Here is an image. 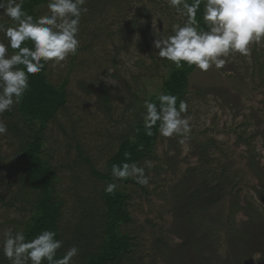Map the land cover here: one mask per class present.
I'll use <instances>...</instances> for the list:
<instances>
[{
  "label": "rangeland",
  "instance_id": "1",
  "mask_svg": "<svg viewBox=\"0 0 264 264\" xmlns=\"http://www.w3.org/2000/svg\"><path fill=\"white\" fill-rule=\"evenodd\" d=\"M84 7L77 54L46 65L53 85L67 78V99L44 130L42 148L56 173L62 248L79 249L72 264L98 244L102 225L103 182L91 176L79 152L104 172L119 142L143 119L144 101L162 92L172 63L157 56L153 41L184 23L167 9L168 0H86ZM47 14L46 4L38 17ZM0 24L14 26L4 15ZM0 42L7 44L3 32ZM250 47L249 56L230 55L221 69L202 72L194 66L185 95L188 111L181 114L190 119V134L157 135L150 154L136 163L145 169L147 186L133 178L117 184L128 195L130 215L119 231L134 237L120 264H264V41ZM8 112L15 114L14 107L0 115L5 124L13 121ZM20 140L9 129L0 135L2 260H8L5 233L23 232L30 215ZM205 186L214 187L215 201L201 211L194 193ZM77 226L93 227L87 244L77 242Z\"/></svg>",
  "mask_w": 264,
  "mask_h": 264
},
{
  "label": "clouds",
  "instance_id": "2",
  "mask_svg": "<svg viewBox=\"0 0 264 264\" xmlns=\"http://www.w3.org/2000/svg\"><path fill=\"white\" fill-rule=\"evenodd\" d=\"M86 0H49L50 14L34 19L23 10V0H0V15L7 16L14 27L0 24L7 44L0 42V115L18 105L29 87V76L40 73L45 65L55 67L75 56L80 47L78 39L80 19L88 11ZM201 0L189 4L187 0H168L170 8L185 16L181 26L173 25L171 35L159 36L153 41L157 56L171 62L177 69L195 66L207 72L213 66L221 69L230 55L249 56L251 45L264 41V0H204L203 21L207 30H200L196 12ZM31 42L32 47L23 46ZM9 48L15 50L9 55ZM23 66V67H20ZM158 104L144 101L142 113L145 134L152 136V129L159 122V134L165 138L186 137L191 132L190 119L182 117L188 103L161 92ZM8 131L0 120V135ZM134 139V138H133ZM183 143V139L180 141ZM130 156L125 153V158ZM111 175L115 181L133 178L135 183L147 186L149 178L145 169L136 163L113 164ZM117 184L107 183L105 191L114 194ZM56 233L44 230L31 240L22 231H8L3 239V255L11 264H72L79 253L75 246L60 259H55L63 241Z\"/></svg>",
  "mask_w": 264,
  "mask_h": 264
},
{
  "label": "trees",
  "instance_id": "3",
  "mask_svg": "<svg viewBox=\"0 0 264 264\" xmlns=\"http://www.w3.org/2000/svg\"><path fill=\"white\" fill-rule=\"evenodd\" d=\"M48 2L49 0H23V10L35 19L38 17L40 7L48 4ZM187 2L193 4L195 0H187ZM167 9L174 10V13L177 14L175 9L169 7V4ZM203 11L204 0H201L199 9L196 12V21L200 30H207V26L202 18ZM179 16L185 23L187 18ZM184 23H180L181 26ZM23 46L31 48L32 44L29 41L23 44ZM14 51L9 48V55L13 54ZM193 69L194 66L188 67L187 65L177 69L172 64L168 69L166 78L162 82V92L177 97V108H179L180 101L185 100L188 77ZM66 83L67 78H64L59 85H53L48 80L47 67L45 65L40 73L29 76L28 90L24 93L22 101L14 106L15 114L7 113L13 121L15 120L14 123H12V120H9V124H6L7 128L19 140L21 139L18 148L23 171V175L21 176L24 178L25 187L27 186L31 194L26 199V202L30 205L29 221L23 230L26 240L33 239L44 230L54 231L56 233L55 238L61 240L59 227L60 213L53 187L56 173L51 168L47 159L43 158L42 148L44 145V130L55 119L57 113L66 103ZM157 95L150 96V100L158 104ZM152 132V136L146 135L143 119H139L132 126V136L123 138L119 142L116 151L108 158L104 172L97 171L91 162L79 152L81 159L88 165L91 176L103 182L101 189V200L103 203L102 225L101 232L97 234L98 244L95 245L94 243L96 242H94L91 245V249H87L86 247L81 260H79L80 264H120L123 257L131 249L134 237L119 231V228L123 224L130 221V215L125 206L128 195L117 189L114 194H109L105 191V187L107 183L111 182L126 184L132 181L131 178L125 181H115L111 175L112 165L123 162L131 164L142 161L144 157L150 154L153 148L156 137L159 134V122L152 129ZM125 153L130 154L127 159L125 158ZM19 189L23 191L24 186H21ZM213 192L214 187L212 186L198 189L194 193V198L195 204L199 205V208L196 206L195 208L202 211L210 207L215 201L213 199ZM85 215L86 218L91 217L90 212H86ZM77 227V230L73 231L74 235H77V242H85L87 244V240L93 237V227H86L85 229L80 226ZM65 253L66 251L61 247L57 250L55 259L62 258ZM200 253L202 254V252ZM2 258L0 256V264H11L9 260H2ZM44 264H48V262L44 261Z\"/></svg>",
  "mask_w": 264,
  "mask_h": 264
}]
</instances>
